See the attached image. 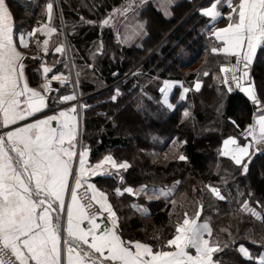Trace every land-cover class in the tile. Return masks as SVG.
<instances>
[{
  "label": "trees",
  "instance_id": "16d2710c",
  "mask_svg": "<svg viewBox=\"0 0 264 264\" xmlns=\"http://www.w3.org/2000/svg\"><path fill=\"white\" fill-rule=\"evenodd\" d=\"M51 1L55 4V25L60 30L63 23L72 65L80 74L77 89L82 104L81 144L89 149L91 164L108 154L118 163L126 160L130 164L120 176L111 174L94 179L119 218L122 238L168 250L166 241L174 234V224L182 221L185 213L194 216L202 204L199 221L210 225L212 239L222 249L214 260L219 264H258L264 254V221L242 211L241 203L248 199L251 207L262 211L264 153L253 156L247 175H242L230 159L219 154L221 140L230 135L232 128L239 131L251 123L257 106L238 92L219 93V66L221 59L226 58L212 52L213 47H218L209 37L212 27L194 10L198 4L202 6L211 0L182 1L174 6L170 18L147 1L138 10L146 35L133 44H122L117 26L103 27L101 22L127 1L137 6L140 0ZM46 2L9 0L19 28L30 31L44 23ZM205 71L208 76L203 75ZM251 75L264 89V53L260 49ZM197 79L203 82L201 90L192 91L183 103L173 100L177 91L172 95L174 110L162 104L159 92L162 80H179L190 85ZM116 87L122 95L112 102L110 96ZM212 97L218 102L224 100L217 119L208 111L215 104ZM189 101L193 117L185 120L183 112ZM173 139L181 144L175 146ZM180 154L188 159L179 160ZM142 185L161 188L167 191L166 197L147 199L116 192L117 188L123 191ZM208 185L219 187L226 199L216 198ZM237 190L244 195H238ZM249 192L253 193L251 198ZM133 204L137 207H132ZM240 245L252 254L251 262L239 252Z\"/></svg>",
  "mask_w": 264,
  "mask_h": 264
},
{
  "label": "snow or ice",
  "instance_id": "6c2138e0",
  "mask_svg": "<svg viewBox=\"0 0 264 264\" xmlns=\"http://www.w3.org/2000/svg\"><path fill=\"white\" fill-rule=\"evenodd\" d=\"M173 3L174 0H162L166 16ZM221 6L229 11L222 12ZM46 9L50 22L53 3H47ZM200 13L210 21L226 15V26L213 27L210 33L222 44L213 47L212 52L235 58V63L220 67L224 74L221 83L228 93L233 91L235 84V88L257 106L253 122L241 133L246 142L241 143L236 136L229 135L222 140L219 150L220 156L230 158L239 172L247 175L253 156L264 153V100L261 99L264 89L251 75L257 49L264 53V0H238V3L212 0L209 6L200 9ZM14 27L9 0H0V264H219L214 255L222 250L220 243L212 239V229L207 222L198 223L202 204L194 216L185 213L182 222L177 220L174 224V234L166 241L170 250L163 246L157 250L148 242L122 238L118 230L119 218L106 194L99 192L95 184L88 182V189L101 211L90 212L88 206L81 203L77 189L86 182L87 175L107 171L105 164L116 169L118 174L120 170L126 171L130 164L126 160L118 163L109 154L86 169L88 149L85 148L79 152V168L73 167L77 156V103H72L70 110L61 108L52 115L45 111L52 110V105L77 101L75 93L60 95V90L52 87V81L66 86L69 78L61 73L49 79L52 67L41 64L37 71L42 69L43 83L39 90L30 87L25 75L26 57L21 51L29 47V41L39 32L46 37L43 50L47 53V37L57 29L43 24L30 31H14ZM139 27L144 29L143 24ZM143 34L146 35V31ZM64 50L63 44L54 49L56 53ZM100 52L102 54V48ZM203 75L209 73L205 71ZM177 84L182 89L180 99H186L190 89L184 87L183 82L165 80L164 86L159 88L162 103L168 109L174 108L169 92ZM202 86L203 82L197 79L192 89L199 92ZM121 95L120 88L116 87L110 100L117 102ZM38 114L42 118H37ZM183 116H191L188 109ZM229 120L239 127L235 120ZM178 159L186 161L188 158L180 154ZM70 177H74L75 185L70 183ZM207 187L219 200L226 199L219 187ZM116 192L122 194L120 188ZM123 192L139 197L141 193L147 195L148 188L142 185L137 190L129 186L123 188ZM237 194L244 195L239 190ZM68 195L70 201L66 200ZM247 195L251 198L253 193ZM261 207L262 211L257 212L248 199L241 203L242 211L264 221V204ZM104 212L108 214L107 222H98L97 217ZM190 249L195 250V255ZM239 252L253 259L244 245H240ZM258 264H264V254L259 257Z\"/></svg>",
  "mask_w": 264,
  "mask_h": 264
},
{
  "label": "rangeland",
  "instance_id": "374dc122",
  "mask_svg": "<svg viewBox=\"0 0 264 264\" xmlns=\"http://www.w3.org/2000/svg\"><path fill=\"white\" fill-rule=\"evenodd\" d=\"M139 8H140L139 4L136 6V4H133L132 2L127 1L122 7L117 8L108 18L105 19V20L108 21L107 24H109L110 27L111 26H114V27L117 26V30L119 29L118 33H119V36L121 37V43L122 44L139 43L140 40H141V37L145 36V34H143V32L145 30H141L140 27H139L141 24H143V22L139 21V18H138V16H139L138 15ZM165 17L170 18L171 14L169 16L165 15ZM58 18H59V16H58ZM105 20H103V21H105ZM44 23H42V24L46 25V26L50 25V26L55 27L57 29V27L55 25V18L53 17V13H52L51 21L49 23H46V24H44ZM107 24H102V26L104 27ZM39 26L40 25L34 26L32 28L39 27ZM19 30H23V29L19 28L18 31ZM169 33L170 32H168L167 34L169 35ZM45 38L46 37L43 36L42 33L38 32L36 34V37L29 41V47L26 49V53H28L30 56L34 55L37 58H39V60L41 61V64H45L47 66L52 67V69H53L52 72L48 74L49 75V79H50V77L52 75L61 74V73L64 76L69 78L66 81V86H61L58 81H52V87H53V89H59L60 90V95L75 93V95L77 97V101L66 102L64 104L52 105L51 106L52 110L54 109L55 111H59L61 108L67 109L69 106L72 105V103H77V113L79 114L78 116L80 117L82 104L80 103L81 96H80V93H79V91L77 89V82L79 81L78 77L80 78V74H79V72H77V69L76 70L74 69V67L72 65L71 49H70V46H68V42H67V39H66V36H65V32H64L63 23L61 22L60 30H57L56 33H53V34H51V36L47 37V39H49L48 52L47 53H45L44 50H43V40ZM37 40L39 41V45L37 44ZM60 44L64 45L65 50H64L63 53H56L54 51V49H55L56 46H59ZM207 52L208 51H206V53ZM233 62H235V58L234 57H233V60H231V61L230 60L227 61L226 59H221L222 65H228V64L233 63ZM65 63L67 64V67H65ZM221 66H219V68ZM77 73L79 74L78 76H77ZM85 75L86 74H84L83 77ZM89 76L90 75L87 74V77H89ZM223 76H224V74L219 71V75L217 77V81H218L217 84H218V86L219 85L221 86V88L219 89V93H222V91H226V90H224V85L221 83V80H222ZM180 82H182V81H180ZM193 82L194 81H192L190 85H186L183 82L184 87H188L190 89V91L186 94V99H184V100L180 99V95H181L182 89L180 87L179 88H175L173 86L172 87L173 88L172 95L174 93H176V91H177V94L173 97V100H175L178 104L179 103H183L185 100H187V97H190L192 91H195L194 89H192ZM161 87H163V86H161ZM52 95H55V93H52ZM172 95L169 96V100H170V103L173 105L172 100H171ZM161 96H162V94L160 93V100L162 102V97ZM212 99H213V97H212ZM218 101L219 100L215 101V99H213L212 103H215V104H214V106L210 107L209 110H208L209 113H213L215 115L216 119H217L218 115H220V111H221L222 105L224 103L223 99L220 100V102H218ZM189 103H190V105L188 107V110L191 113V116L189 118H185L183 116V119H185V120L192 119V117H193L192 107H191L192 102L189 101ZM175 106L176 105H174V108H175ZM174 108L169 109V110L170 111L174 110ZM47 111H49V110H47ZM208 122H210V120H208ZM232 129H233V131H232ZM232 129L230 130V132H231L230 135L236 136L238 138V141L241 142V143L246 142L244 137L241 134L243 129H240L239 131H236L234 128H232ZM79 131H80L79 140L77 141V143L81 146L82 145L81 144L82 143L81 142V134H82V131H81V117H80ZM153 137H155V136L153 135ZM151 138H152V136H151ZM248 139L250 140L251 138L249 137ZM161 142H162L161 138L158 139L159 145H161ZM172 142H173V144L175 146L181 144V142H178V141L176 142L175 139H173ZM83 146L84 145H82V147ZM220 148H221V146H220ZM226 158H228V157H226ZM228 159H230V158H228ZM109 170L105 171L104 173H107V175H111V174L112 175H116L117 174V170H115V171H113V170L109 171ZM122 171H124V170H120L119 171V173H118L119 176H120V174H122ZM147 188H148V194L147 195H145L144 193H141V195L144 196L147 199H149V196H151V199H158V198H165L166 197L165 195L167 194V191L165 192L161 188H154V187H147ZM139 189H137V190H139ZM252 260H249V259L246 258V261H248V262H251ZM258 261H259V259L257 260V262Z\"/></svg>",
  "mask_w": 264,
  "mask_h": 264
},
{
  "label": "crops",
  "instance_id": "0c3cea01",
  "mask_svg": "<svg viewBox=\"0 0 264 264\" xmlns=\"http://www.w3.org/2000/svg\"><path fill=\"white\" fill-rule=\"evenodd\" d=\"M147 1L151 2L152 5H153V7H154L159 13L165 15V14H164V9H163V7H162V0H140V3H139L140 7H142L143 5H145ZM182 1H186V0H174V3L168 8L169 15H170V14L172 15V9L174 8V6H175L176 4L181 3ZM49 2L53 3L51 0H47L46 5H47V3H49ZM211 2H212V0L206 2V3L203 4L202 6L198 4L197 6H195L194 10L196 9V10H197V13H198L201 17H204V18H206V19L208 20V26H210V27H212V28H213V27H225L226 24H227V22H228V21H227V17H226V15H225V16H221V17H218L215 21H210L209 18H207V17L201 15V13H200V9H201L202 7H207V6H209ZM235 2L238 3V0H235ZM54 6H55V4H53V8H54ZM10 7H11V6H10ZM221 11L224 12V13H227V12L229 11V9H228L227 7L221 6ZM52 13H53V10H52ZM169 15H168V16H169ZM45 18H46V22H45L44 24L49 23L46 7H45ZM14 25H15V27H14V31H18L19 26H18V24L15 22V20H14ZM17 26H18V27H17ZM211 31H212V29H211ZM210 33H211V32H210ZM209 37L212 38L213 42H215V43L218 45V47H221V46H222L221 42L217 41L214 37H212L211 35H209ZM258 50H259V48L257 49V52H258ZM21 51H23V52L25 53V55H26V54L29 55L28 53H26V49H21ZM214 54H217V55L220 54V55L226 57V60H227V61H228V60H230V61L233 60V57H231V56H227V55L224 54V53H214ZM164 81H165V80H162L161 86H164ZM169 81H172V80H169ZM177 81H179V80H177ZM174 87H175V88H179V85H178V84H177V85H174ZM172 90H173V88H172L171 91L169 92V96L172 95ZM67 109L70 110V109H71V106H69ZM55 112H58V111H55V110L53 109V110H49V111H47L46 114H48V115H52V114H54ZM69 114H72V113L69 112ZM76 115H77V120H78V125H77V141H78V140H79V133H80V131H79L80 117L78 116V115H79L78 113H77ZM37 118H42V117L39 116V115H37ZM252 122H253V121H252ZM252 122H251V123H252ZM53 126H55V122H53ZM83 149H85V148L82 147V146H80V145L77 143V148H76L77 156L74 157V163H73V167L76 168V169L79 168V152L82 151ZM86 149H87V148H86ZM89 153H90V151H89V149H88V153H87L86 160H85V167H86V169L88 168V166H90V165H93V166H94V165L97 163V162H96V163H94V164H91V162H90V160H89ZM104 167H105L106 170L109 168V169H110V170L108 169L109 171H112V170L115 171V170H116V169L111 168V166H110L109 164H105ZM108 170H107V171H108ZM105 176H107V173H104V172L99 173V174L94 175V176L89 174V175H87V176L85 177V181H86V182L83 183L82 186H81L79 189H77V195H78V198L80 199V201H81V199H82V195H84L87 199H89L90 202H92V203L94 204V206L96 205V207H97V209H98V212H100L101 210H100L99 204L96 203L95 200H92V195H93V193L88 189V182L95 184V182H94V179H95V178H97V177H105ZM70 183H71L72 185H75V179H74V177H70ZM95 185H96V184H95ZM97 189L99 190V192H103V191H101L99 188H97ZM99 192H97V194H96L97 196H99ZM121 192H122V191H121ZM103 193H104V192H103ZM122 193H123V192H122ZM106 196H107V195H106ZM66 200L70 201V195L66 196ZM109 203H110V202H109ZM110 204H111V203H110ZM107 218H108V214H107L106 212H104L102 215H100V216L97 217V220H98V222L103 221V222L106 223V222H107ZM181 222H182V221H181ZM198 223H203V222H200V221H199V218H198ZM206 238H207V237H206ZM167 247H168V246H167ZM168 250H170V249L168 248ZM189 251H190L193 255H195V250H194V249H190Z\"/></svg>",
  "mask_w": 264,
  "mask_h": 264
},
{
  "label": "water",
  "instance_id": "95a60500",
  "mask_svg": "<svg viewBox=\"0 0 264 264\" xmlns=\"http://www.w3.org/2000/svg\"><path fill=\"white\" fill-rule=\"evenodd\" d=\"M26 59L24 61L25 66H26V77L28 79L29 82V86L33 87V88H37L39 90L40 85L43 83L42 80V69L41 71H37V69L41 68V61L39 60V58H37L36 56H30V55H25ZM33 57H35V59H33ZM243 97L246 98L247 101H249L250 103H252L246 96L244 93H242ZM47 111V110H45ZM39 115V114H38Z\"/></svg>",
  "mask_w": 264,
  "mask_h": 264
},
{
  "label": "built area",
  "instance_id": "2783aa9c",
  "mask_svg": "<svg viewBox=\"0 0 264 264\" xmlns=\"http://www.w3.org/2000/svg\"><path fill=\"white\" fill-rule=\"evenodd\" d=\"M233 63H235V62H233ZM232 87H233L232 93L238 92V93L242 94V92H240L239 89L235 88V84H233ZM81 203H83L86 206H88V210L90 212H98V209H97L96 205L94 206V204L92 202H90L89 199H87L84 195H82Z\"/></svg>",
  "mask_w": 264,
  "mask_h": 264
}]
</instances>
